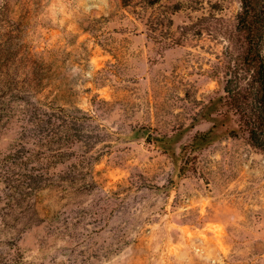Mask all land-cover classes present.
Here are the masks:
<instances>
[{
  "label": "rangeland",
  "instance_id": "obj_1",
  "mask_svg": "<svg viewBox=\"0 0 264 264\" xmlns=\"http://www.w3.org/2000/svg\"><path fill=\"white\" fill-rule=\"evenodd\" d=\"M239 11L238 0H0V105L56 100L113 132L94 149V190L61 183L17 203L0 191V264H68L46 220L98 189L127 202L135 242L80 264H264V155L208 101ZM3 121L0 151L13 144Z\"/></svg>",
  "mask_w": 264,
  "mask_h": 264
},
{
  "label": "trees",
  "instance_id": "obj_2",
  "mask_svg": "<svg viewBox=\"0 0 264 264\" xmlns=\"http://www.w3.org/2000/svg\"><path fill=\"white\" fill-rule=\"evenodd\" d=\"M238 1L233 48L228 58L223 54L208 71L217 85L208 101L215 95L218 115L234 123L229 136L244 139L264 155V0ZM3 117L2 128L13 131V144L0 151V191L12 193L15 203L61 183L95 189L91 174L103 150L94 153V149L105 133L113 134L95 112L16 93L1 103ZM46 221L48 232L58 231L67 238L62 255L68 264L106 257L135 242L129 230L137 221L117 190L98 189L88 206L67 207Z\"/></svg>",
  "mask_w": 264,
  "mask_h": 264
}]
</instances>
